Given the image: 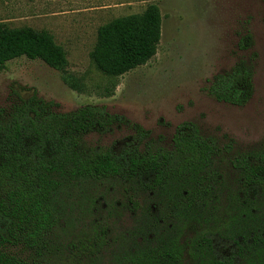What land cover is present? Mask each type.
<instances>
[{"label": "trees", "instance_id": "trees-1", "mask_svg": "<svg viewBox=\"0 0 264 264\" xmlns=\"http://www.w3.org/2000/svg\"><path fill=\"white\" fill-rule=\"evenodd\" d=\"M160 33V10L149 4L100 25L89 58L103 74L122 75L155 54ZM238 46L251 48L250 32ZM19 57L66 66L48 30L0 21V69ZM255 58L250 52L215 74L207 93L245 105ZM63 80L82 88L65 71ZM12 94L10 105L0 106V264H185V257L188 264H264V140L240 150L189 121L162 143L104 106L56 112L35 93ZM123 124L133 133L117 143L88 139ZM111 182L129 193L132 223L113 239L112 224L95 219L76 242L55 246L74 201L92 203L97 198L89 189ZM186 228L192 235L182 242Z\"/></svg>", "mask_w": 264, "mask_h": 264}, {"label": "rangeland", "instance_id": "rangeland-1", "mask_svg": "<svg viewBox=\"0 0 264 264\" xmlns=\"http://www.w3.org/2000/svg\"><path fill=\"white\" fill-rule=\"evenodd\" d=\"M149 4H156L161 14L155 54L119 76L100 72L89 58L97 28L113 18L139 13ZM0 21L48 30L66 54L64 70L38 59L9 60L0 69V106L10 105L16 90L24 98L35 93L51 102L56 112L104 106L162 143L169 142L178 125L189 121L220 141L231 139L240 150L264 140V0H0ZM246 31L252 38L248 51L238 46ZM250 52L256 53L251 99L235 106L210 96L211 78ZM64 71L78 78L80 90L64 82ZM132 133L123 124L88 139L107 146ZM91 192L97 200L74 201L66 212L63 226L55 232V246L76 242L95 219L112 224L113 239L132 223L126 221L133 208L122 186L111 182ZM191 235L186 228L181 241ZM184 262L189 263L186 257Z\"/></svg>", "mask_w": 264, "mask_h": 264}, {"label": "flooded vegetation", "instance_id": "flooded-vegetation-1", "mask_svg": "<svg viewBox=\"0 0 264 264\" xmlns=\"http://www.w3.org/2000/svg\"><path fill=\"white\" fill-rule=\"evenodd\" d=\"M131 205V204H130ZM132 206V205H131ZM136 213L137 214H140V208L139 209H136Z\"/></svg>", "mask_w": 264, "mask_h": 264}]
</instances>
